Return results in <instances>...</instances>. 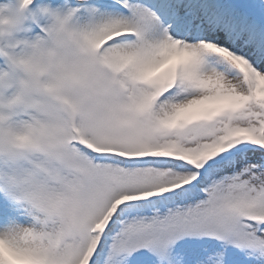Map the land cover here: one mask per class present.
<instances>
[{"label": "snow or ice", "instance_id": "6c2138e0", "mask_svg": "<svg viewBox=\"0 0 264 264\" xmlns=\"http://www.w3.org/2000/svg\"><path fill=\"white\" fill-rule=\"evenodd\" d=\"M0 264H264V0L0 4Z\"/></svg>", "mask_w": 264, "mask_h": 264}, {"label": "rangeland", "instance_id": "374dc122", "mask_svg": "<svg viewBox=\"0 0 264 264\" xmlns=\"http://www.w3.org/2000/svg\"><path fill=\"white\" fill-rule=\"evenodd\" d=\"M6 2H7V0H0V4H4Z\"/></svg>", "mask_w": 264, "mask_h": 264}]
</instances>
